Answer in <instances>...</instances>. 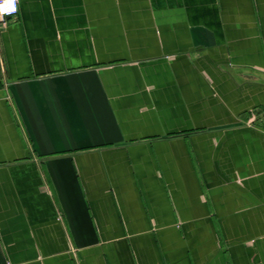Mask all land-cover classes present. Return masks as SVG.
I'll use <instances>...</instances> for the list:
<instances>
[{
    "label": "crops",
    "instance_id": "obj_1",
    "mask_svg": "<svg viewBox=\"0 0 264 264\" xmlns=\"http://www.w3.org/2000/svg\"><path fill=\"white\" fill-rule=\"evenodd\" d=\"M0 264H264V0H20Z\"/></svg>",
    "mask_w": 264,
    "mask_h": 264
},
{
    "label": "built area",
    "instance_id": "obj_2",
    "mask_svg": "<svg viewBox=\"0 0 264 264\" xmlns=\"http://www.w3.org/2000/svg\"><path fill=\"white\" fill-rule=\"evenodd\" d=\"M5 0H0V4H4ZM20 0H16V11L12 12L10 10V6H6L8 10H6L3 14H0V25L5 26L9 22V20L14 17L19 12Z\"/></svg>",
    "mask_w": 264,
    "mask_h": 264
},
{
    "label": "clouds",
    "instance_id": "obj_3",
    "mask_svg": "<svg viewBox=\"0 0 264 264\" xmlns=\"http://www.w3.org/2000/svg\"><path fill=\"white\" fill-rule=\"evenodd\" d=\"M16 0H5L4 4H0V14H3L7 9L6 6H10L12 12L16 11Z\"/></svg>",
    "mask_w": 264,
    "mask_h": 264
}]
</instances>
